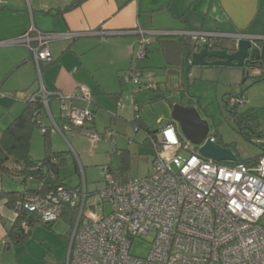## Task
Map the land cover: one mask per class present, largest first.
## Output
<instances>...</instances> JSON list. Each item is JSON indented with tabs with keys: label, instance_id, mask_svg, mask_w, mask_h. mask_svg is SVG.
<instances>
[{
	"label": "built area",
	"instance_id": "obj_1",
	"mask_svg": "<svg viewBox=\"0 0 264 264\" xmlns=\"http://www.w3.org/2000/svg\"><path fill=\"white\" fill-rule=\"evenodd\" d=\"M178 34L210 46L220 36L228 37L204 31ZM58 38V34L30 27L21 37L0 40V47L28 46L41 79L43 66L53 62L49 44ZM231 38L250 39L259 45L257 36L234 34ZM142 46L141 57H147L145 39ZM132 72L126 81L138 85L140 71L132 67ZM37 99L48 112L52 99L60 102L68 120L67 125L56 124L62 134L70 126L84 128L93 121L90 108L74 106L75 100L93 102L92 93L85 88L67 96L43 87L24 98ZM42 129L46 131V127ZM108 136L115 145L113 134ZM101 138L92 135L93 142ZM206 141L216 143V137L209 134L202 145ZM200 147L190 143L177 124L165 121L153 142L152 172L146 177L127 182L109 178L103 190L91 193L80 166L82 181L78 186L28 197L16 205L15 212L36 213L42 222L52 223L61 218L66 204L76 208L65 264H264V156L255 164L228 165L203 157ZM107 203L109 212L104 207ZM149 235L153 238L148 256L133 254L134 243L146 241Z\"/></svg>",
	"mask_w": 264,
	"mask_h": 264
},
{
	"label": "rangeland",
	"instance_id": "obj_2",
	"mask_svg": "<svg viewBox=\"0 0 264 264\" xmlns=\"http://www.w3.org/2000/svg\"><path fill=\"white\" fill-rule=\"evenodd\" d=\"M262 16L264 18V8ZM163 18L159 12H155L153 18L143 24L151 29L152 33L164 32L158 30ZM132 38L133 41H128L127 45L118 38L109 41L102 38L82 39L81 46L76 44L75 49L70 50L68 46L61 52V61L68 70L74 71L77 63L80 69L75 76L77 87L70 92H57L70 96L85 88L92 93L93 102L75 100L74 106L96 110L92 129H79L74 126L62 134L56 124L60 127L67 125L68 120L60 102L52 100L50 112L43 109L42 127L52 126L50 139L54 150L68 152L67 164L61 172V177L69 186L76 187L82 181L81 166L85 171L88 191L96 193L103 190L106 187L104 169L110 163L115 169L119 168L121 150H130L132 153L129 164L130 177L144 178L150 174L153 148L142 144L145 134L142 131L137 132L131 120L135 117V111L140 110L145 122L150 125L158 124L169 119L172 105L180 102L195 107L200 116L208 121L210 135L216 137L219 144H232L235 147L234 155L241 160L255 158L260 154L258 145L264 142V80L259 82L254 78L262 72L260 69H204L190 67L185 63L179 69V74H173V68L167 64L162 47L165 38L148 34L145 37L139 35ZM143 39L148 44L147 57H141ZM75 51L80 52L79 57ZM57 64L58 62L43 69L41 79L35 66L34 71L25 69L16 72L0 87V136L8 117V110H3V106H23L25 96H30L32 90L42 91L44 87L48 91L53 88L52 81L57 76ZM132 67L140 71L138 85L126 81V78L133 75ZM247 72L251 76L249 79H245ZM26 82L29 84L26 88L30 89L27 93L16 90L19 84ZM105 91L123 93L117 102L105 94ZM159 94H164L165 97L158 98ZM235 101H238L239 105L235 106ZM233 108L238 114L255 108L263 137H245L240 131L238 116H234ZM42 133L43 129L39 127H35L32 132L30 150L34 159L44 156L45 138ZM108 133L113 134V140L117 143L115 147H112L113 142L110 141ZM93 134L101 136V140L93 142ZM75 163L79 166L80 173L77 172ZM29 185L36 188L39 183L29 180ZM94 197L97 198V195L94 194ZM104 207L106 212L111 210L109 203ZM261 223L264 225V217ZM63 229H69V225L62 220L57 221L52 230L38 225L32 230V236L25 246H14L9 252L0 250V264H65L68 241L61 233ZM152 238L153 235H149L145 238L146 241H136L132 249L133 254L147 257ZM23 251L28 253L24 254Z\"/></svg>",
	"mask_w": 264,
	"mask_h": 264
},
{
	"label": "crops",
	"instance_id": "obj_3",
	"mask_svg": "<svg viewBox=\"0 0 264 264\" xmlns=\"http://www.w3.org/2000/svg\"><path fill=\"white\" fill-rule=\"evenodd\" d=\"M75 1L77 0H0L1 41L21 37L30 27L42 33H54L61 37L50 42L53 62L43 66L45 69L58 62L55 67L57 76L52 81L53 88H47L48 91L70 92L77 87L78 81L75 76L80 65L77 63L74 71L67 69L61 61V52L66 50L65 48L69 46L68 50L75 49L76 44H81L80 40L92 38H102L105 41L118 38L127 45L128 41H133L132 37L139 36L138 31H151L143 23L152 19L155 12L164 16L161 28L158 29L162 31L175 33L204 31L218 35L247 34L264 37L262 32L264 0H86L80 6L70 9L69 6ZM125 2L126 4L119 8ZM68 35L69 37H63ZM75 35L80 37H74ZM182 38L181 34H178V37L172 40L179 44L188 41ZM221 43L225 44L226 41L223 40ZM35 66L34 54L28 46L12 44L1 46L0 87L16 72L25 69L34 71ZM28 85L27 82L19 84L16 90L25 94L30 90L26 88ZM36 92L32 90L31 94ZM116 92L105 91V94ZM25 108L26 101L23 106L11 107L5 104L3 110H8L5 126L7 127ZM0 189L24 190L19 182L3 177L1 173ZM16 216L17 213L6 206V201L0 200V250L3 252L7 231L12 227ZM69 229L61 230L67 241Z\"/></svg>",
	"mask_w": 264,
	"mask_h": 264
},
{
	"label": "trees",
	"instance_id": "obj_4",
	"mask_svg": "<svg viewBox=\"0 0 264 264\" xmlns=\"http://www.w3.org/2000/svg\"><path fill=\"white\" fill-rule=\"evenodd\" d=\"M84 1L86 0H77L73 2L69 8L72 9L78 7ZM125 4L126 2L121 4L119 8H122ZM182 37L183 40L185 38L187 39L185 36ZM258 43L261 47L264 45L263 40ZM247 68L260 69L262 72L254 78L259 82L264 80V61L250 63ZM249 77L251 76L247 72L245 74V79H249ZM121 80L122 78L120 81ZM149 88L151 89V87ZM122 93V91H119L108 95L110 98L119 102L122 97ZM164 97V94H159L158 98ZM227 104L229 105V103ZM234 105H239L238 101H235ZM235 108H233L232 111H234V116H238L239 125L241 127L240 131L245 135V137L250 138V136L253 135L258 138H262L263 134L261 131V124L256 109L252 108L238 114ZM43 109L44 105L39 99L34 101L27 100L25 110L2 130L0 136V173L3 177L19 182L24 188L23 191H6L4 189H0V200H5L6 206L14 211L16 205L19 202L25 201L28 197H44L55 192L61 187L74 188L69 186L61 177V172L67 164L66 158L68 156V152L54 150L50 139L52 126H46V131L42 133L45 138V152L43 158L34 159L31 155L30 149L32 132L35 127L43 128ZM91 111L93 114V121L90 124H87L84 128H93L96 110L91 108ZM165 121H170V118L162 120V122H159L158 124L150 125L145 122L140 110H137L135 111V117L131 120V124L136 128L137 132L142 131L145 134V139L142 144L153 147V142L157 140L158 132ZM71 127L73 126H70V129ZM216 143H218L217 138ZM116 145L117 143L112 147H115ZM220 145L224 148H229L232 151L235 150V147L232 144ZM258 146L260 148V154L255 158L241 160L238 156H236L237 161L235 163L223 162L221 164H255L264 156V142ZM116 151H118V149H116ZM116 151H114V154H116ZM131 154L130 150L119 151L120 166L118 169H115L112 163L107 165L104 169L105 179L108 180L110 177L111 179L122 182H127L132 179V177L129 176ZM75 165L77 172L80 173L79 166L76 163ZM29 180H36L39 183L38 187L31 188ZM16 213V219L12 227L7 231V235L5 237V251H9L14 246L20 247L24 245L32 236V229L38 225H42L51 230L53 229L54 224L59 220H63L69 225L70 229L67 235L68 241H70L72 226L77 217L76 208H72L69 204L63 206V214L61 218L52 223L42 222L36 213H30L25 210L16 211Z\"/></svg>",
	"mask_w": 264,
	"mask_h": 264
},
{
	"label": "water",
	"instance_id": "obj_5",
	"mask_svg": "<svg viewBox=\"0 0 264 264\" xmlns=\"http://www.w3.org/2000/svg\"><path fill=\"white\" fill-rule=\"evenodd\" d=\"M138 35H150V32H137ZM180 35V34H179ZM156 36L166 39L162 43L165 52L167 64L172 67L171 73L179 74V69L191 58L190 67L198 68H216V67H242L246 68L250 63L264 61V45L257 46L253 40L240 39L235 40L228 37L220 36L216 43L199 44L195 42H184L179 44L172 40L178 37V33L159 32ZM182 36V35H181ZM74 37H80L75 35ZM220 39V40H219ZM226 41L222 44L221 41ZM256 42L261 38L255 39ZM21 45V44H20ZM148 48V44H147ZM240 98V96H236ZM170 121L177 124L182 135L193 145L201 146L200 154L216 162L235 163L236 155L229 148H224L218 143L206 141L210 134V127L207 120L203 119L195 107H186L181 103L172 106Z\"/></svg>",
	"mask_w": 264,
	"mask_h": 264
},
{
	"label": "flooded vegetation",
	"instance_id": "obj_6",
	"mask_svg": "<svg viewBox=\"0 0 264 264\" xmlns=\"http://www.w3.org/2000/svg\"><path fill=\"white\" fill-rule=\"evenodd\" d=\"M181 103V102H180ZM182 104V103H181ZM184 106H186V107H191L190 105H186V104H183Z\"/></svg>",
	"mask_w": 264,
	"mask_h": 264
},
{
	"label": "clouds",
	"instance_id": "obj_7",
	"mask_svg": "<svg viewBox=\"0 0 264 264\" xmlns=\"http://www.w3.org/2000/svg\"><path fill=\"white\" fill-rule=\"evenodd\" d=\"M187 39H188V38H187ZM188 41H189V40H188ZM188 41H187V42H188ZM258 46H259V45H258ZM259 47H260V46H259Z\"/></svg>",
	"mask_w": 264,
	"mask_h": 264
}]
</instances>
